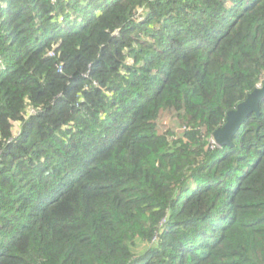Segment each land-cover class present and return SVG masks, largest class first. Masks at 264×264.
<instances>
[{
	"label": "trees",
	"instance_id": "16d2710c",
	"mask_svg": "<svg viewBox=\"0 0 264 264\" xmlns=\"http://www.w3.org/2000/svg\"><path fill=\"white\" fill-rule=\"evenodd\" d=\"M263 86L264 0H0V264H264Z\"/></svg>",
	"mask_w": 264,
	"mask_h": 264
},
{
	"label": "water",
	"instance_id": "95a60500",
	"mask_svg": "<svg viewBox=\"0 0 264 264\" xmlns=\"http://www.w3.org/2000/svg\"><path fill=\"white\" fill-rule=\"evenodd\" d=\"M263 98L264 86L257 88L243 103L239 104L236 109L227 114L225 125L217 129L213 134L215 142L220 147H233V139L239 133L248 117L253 113L256 115L260 114V102Z\"/></svg>",
	"mask_w": 264,
	"mask_h": 264
},
{
	"label": "rangeland",
	"instance_id": "374dc122",
	"mask_svg": "<svg viewBox=\"0 0 264 264\" xmlns=\"http://www.w3.org/2000/svg\"><path fill=\"white\" fill-rule=\"evenodd\" d=\"M17 129L15 131H17ZM158 130L160 133H164L167 130L172 131L174 134H179L181 132L179 123L177 122L176 118L172 113L168 112H163L161 114Z\"/></svg>",
	"mask_w": 264,
	"mask_h": 264
},
{
	"label": "clouds",
	"instance_id": "9594fccd",
	"mask_svg": "<svg viewBox=\"0 0 264 264\" xmlns=\"http://www.w3.org/2000/svg\"><path fill=\"white\" fill-rule=\"evenodd\" d=\"M142 11H143L142 9L139 10V12H138L139 15H137V18H140V14L142 13ZM140 19H141V18H140ZM50 54H51L52 56H55L54 53H50ZM60 72H62V71H61V68H60ZM259 88H262V87H259ZM213 139H214V138H213ZM213 144H216L218 147H220V146L215 142V140H213Z\"/></svg>",
	"mask_w": 264,
	"mask_h": 264
}]
</instances>
